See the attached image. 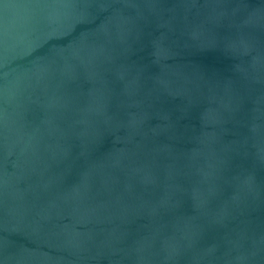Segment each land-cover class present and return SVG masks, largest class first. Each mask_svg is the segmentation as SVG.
<instances>
[{
    "label": "water",
    "instance_id": "obj_1",
    "mask_svg": "<svg viewBox=\"0 0 264 264\" xmlns=\"http://www.w3.org/2000/svg\"><path fill=\"white\" fill-rule=\"evenodd\" d=\"M0 264H264V0H0Z\"/></svg>",
    "mask_w": 264,
    "mask_h": 264
}]
</instances>
